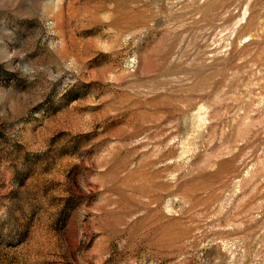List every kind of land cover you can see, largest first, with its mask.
Wrapping results in <instances>:
<instances>
[{
  "label": "rangeland",
  "instance_id": "obj_1",
  "mask_svg": "<svg viewBox=\"0 0 264 264\" xmlns=\"http://www.w3.org/2000/svg\"><path fill=\"white\" fill-rule=\"evenodd\" d=\"M0 264H264V0H0Z\"/></svg>",
  "mask_w": 264,
  "mask_h": 264
}]
</instances>
